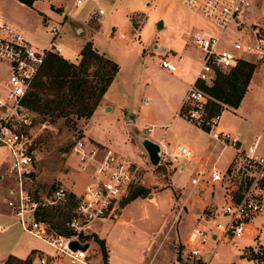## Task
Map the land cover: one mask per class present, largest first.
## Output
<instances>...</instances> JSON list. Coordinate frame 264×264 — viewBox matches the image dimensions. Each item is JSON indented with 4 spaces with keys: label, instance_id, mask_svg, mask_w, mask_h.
<instances>
[{
    "label": "rangeland",
    "instance_id": "374dc122",
    "mask_svg": "<svg viewBox=\"0 0 264 264\" xmlns=\"http://www.w3.org/2000/svg\"><path fill=\"white\" fill-rule=\"evenodd\" d=\"M71 3L72 0H62L61 5L53 9L49 7L47 0H41L36 2L35 7L37 9H35V7L20 4L17 1L0 0V13L5 15L12 24L23 29L29 37L37 41H49L51 39L49 28L52 25L57 26L58 32L55 35V40L64 46L65 51L62 56L75 63L81 57L78 55L74 59L76 55L73 54V50L81 49L86 41H91L96 49L117 61L118 70L121 71L122 78H125V84L129 87L126 104H131L134 111L139 109V115H150L152 121H156V114L161 111L167 116H171L173 102L165 98L164 93L161 96H155V93L151 92L154 90L153 85L172 84L177 87V96L182 92V86L184 85L180 78L175 79L173 75L171 76L163 71V66L159 63L160 55H168V51L172 53V51L179 52L182 49L181 52L187 55L188 65L181 77H191L193 67L200 64L202 51L199 47L190 43L189 32L198 28L209 32H217L214 20L204 17L198 5L187 6L180 0H105L103 5L106 12L99 17L90 19H88L87 13L91 3L87 2L77 8L71 16L62 17L60 13L62 14L65 8H69ZM160 20L162 26L158 27V21ZM120 32H123L126 37L117 41L116 35L119 36ZM156 42L162 45L159 51L155 49ZM147 64L148 66H146ZM97 66L98 63H92L89 66V74ZM229 68L231 67L222 66L219 70L227 71ZM255 70L256 72L252 78L253 82L249 89V99L247 98L251 101L252 107L243 106L237 111L247 118L264 115V93L262 91L264 66L255 64ZM89 77L93 80L95 78L92 75H89ZM40 94L42 100H46L54 97L56 91L50 86L41 91ZM222 107L227 109L221 112L220 124L236 131L237 126L240 128V125L237 123L235 126L238 118L234 116V110L226 103H223ZM70 110L68 115L56 117L49 113L31 109L33 121L25 129L23 135L32 140L31 144L36 150V158L32 163L31 173L23 176L27 188H34L41 195L51 196L54 188L62 185L73 192L70 195H80L85 185L91 181L88 172L80 170V163L72 150L75 140L81 136L88 139L97 138L99 141L95 140L96 142L112 149L127 165L139 169L135 177L138 183L136 186H143L149 192L137 196V202L150 200L148 194L152 192V189L156 191L158 185L156 184V172L162 174L163 178L168 181V174L173 171H171L173 167L170 166L175 162L169 163L170 161H167V165L163 162L158 165L151 164L146 151L136 138L133 123L126 121L122 110L93 113L86 124L85 118L76 117L78 106H71ZM134 111H131V113H134ZM72 121H75L76 125H72ZM252 127L251 132L257 128L255 125ZM143 132L146 131L143 130ZM191 133L196 134L195 132ZM198 135V138L208 139L207 133L203 130ZM170 148L168 147L169 151L172 150ZM218 149V147L215 149L214 155ZM4 154L5 151L0 149L1 160H3ZM230 155L229 151L225 150L219 158L218 165L225 166ZM184 160L181 159V162L190 163ZM233 165V163L230 164L231 167ZM191 175L189 171H178L174 174V180L176 183L178 182L177 186L182 190L181 195L183 198H186L192 191L189 183ZM233 177L226 176L225 178L227 180ZM13 181L12 177L6 175L5 163H1L0 212L8 214V219L0 216V223L9 225L6 230L0 231V257L7 252V249L9 251L12 247L20 249L25 246L26 242L34 243L44 253H50L52 247L44 238L41 236L36 237L34 233L24 230L17 222L12 223L14 218L9 215L11 210L4 201V195H6L8 186L14 184ZM136 186H131L128 194L119 202V206L128 202ZM169 193L168 190H163L160 196L161 198H167ZM70 195L65 201L56 203L58 206L53 207V210H51L55 214L52 217L53 221L64 220L67 218L69 210L71 212ZM177 207L178 209H176ZM262 220L263 218L259 216L254 218L253 222L256 228L254 233L246 234L234 242L222 243L217 253L212 257L211 263L238 264L245 250H248V254L254 259L255 256L251 249L256 244V238L264 245V224ZM108 222L105 221L102 225L105 226ZM136 223L146 225L148 229L156 228V216L151 221L139 219ZM193 224L194 221L185 215L180 203L172 204L170 211L164 216L163 229L159 231L158 238H156V234L155 236L149 235L152 238L150 244L153 242L152 248L142 263L139 264H156L159 261L169 264H173V262L199 264L196 259L190 256L189 250L186 249L187 238ZM88 236L93 239L90 245L92 263L100 264L101 260L104 261L102 249L100 247L101 252L98 251L93 234ZM98 244L100 246L99 242ZM108 253L109 251H107V255ZM36 254L32 253L33 259H35ZM202 256L206 257L207 254L203 253ZM7 264H18V262L11 260Z\"/></svg>",
    "mask_w": 264,
    "mask_h": 264
},
{
    "label": "built area",
    "instance_id": "2783aa9c",
    "mask_svg": "<svg viewBox=\"0 0 264 264\" xmlns=\"http://www.w3.org/2000/svg\"><path fill=\"white\" fill-rule=\"evenodd\" d=\"M105 0H72L62 17L71 16L83 4L90 2L88 19L106 12ZM187 6L198 5L201 14L214 20L217 32L195 29L191 43L202 51V59L195 80L188 87L177 115L202 128L208 136L232 150L236 174L227 179L226 172L217 167L208 171L207 180L224 184L226 197L222 204L223 220L205 219L196 223L187 238V248L199 264H212L211 259L224 242H234L246 234L254 233V218L263 217L264 224V134L257 133L243 145L239 132L220 124L221 113L208 115L205 110L208 94L197 81L212 83L222 66H235L239 60H247L264 66V1L262 0H180ZM51 39L36 44L14 24L0 15V149L5 151V172L12 177L4 201L15 221L24 230L41 236L53 248L51 256L65 260L67 264H93L92 250L87 236L96 221L115 214L119 202L135 183L139 169L122 161L112 149L100 147L91 139L81 136L72 146L82 171L88 172L91 181L80 195L65 221L68 233L60 232L41 216L46 205L65 201L72 191L58 185L51 196L25 186L24 174L32 171L36 150L24 131L33 121V113L25 104L28 91L45 62L48 53L63 55V45L55 40L58 28H49ZM120 37L125 34L120 32ZM76 55V54H75ZM160 64L178 73V63L162 56ZM264 93V86L262 88ZM194 150L184 142H176L169 151L161 144V161H190ZM3 161V162H1ZM199 170L191 179L193 183L204 177ZM226 175V176H225ZM28 177V176H27ZM241 180L243 181L241 183ZM5 226L0 225V230ZM76 239L87 243L85 248H72L69 243ZM254 258L264 264V245L256 238L251 249ZM207 254L203 257L202 254ZM48 255L42 254L37 262L46 263Z\"/></svg>",
    "mask_w": 264,
    "mask_h": 264
},
{
    "label": "crops",
    "instance_id": "0c3cea01",
    "mask_svg": "<svg viewBox=\"0 0 264 264\" xmlns=\"http://www.w3.org/2000/svg\"><path fill=\"white\" fill-rule=\"evenodd\" d=\"M2 1H17L18 3L25 5L23 2L19 0H2ZM38 1L40 2L41 0H34L32 7H35L36 2ZM47 1L49 7L53 9L59 7L62 2V0H47ZM35 9L37 8L35 7ZM0 15H2L4 18L7 19V17L2 13H0ZM60 15L62 16L61 13ZM18 28L25 34L27 38H29L36 44L41 45L48 42L43 40L42 41L34 40L31 37H29L26 34V32H24L23 29H21L20 27ZM194 30L195 29L190 30L188 35L190 43H191V34ZM116 36H117L116 38H118L117 41L121 40L122 38L124 39V37H126V36L120 37L118 35ZM155 47H156L155 49L159 51L162 48V45L156 42ZM79 50L80 49L73 50V54H76V56H74V59H76L78 55L80 57ZM181 50L182 49H180L179 52L172 51V53L168 51L169 56L167 54L160 55L161 57L168 56L169 58L175 60L178 63L180 67V72L178 73L172 72L162 66L161 67L164 72L169 73V75L171 76L173 75L175 79H177L178 77L182 80L184 86H182V92L180 93V95L177 96V87H175L172 84L153 85L154 90L151 91L152 93L153 92L155 93V96H161L162 93H164L165 94L164 97L168 98L169 101L173 102L172 103L173 112L171 116H167L165 113L161 111L159 114H156V121L155 120L152 121L150 120L151 119L150 115H147L148 117L144 115H139L138 113L139 109L138 111H134V109L131 107V104L128 103L126 104V98H128L127 93L129 91V87L125 84L126 82L125 78L124 79L122 78L121 71L119 70L117 71L115 77L112 79V81L104 91L98 105L93 111V113H98L100 111L107 112L110 110H118V111L122 110L126 121L133 123V129L135 135L138 133L144 134L152 138L153 140L159 142L160 144L165 145V147L167 148L171 147L172 150L176 142H184L194 150V156L190 161H188L190 162L189 164H186V162H181V160L175 163L173 162L174 164L170 166L173 167L171 168V171L172 170L173 171L171 174H168L169 175L168 181L167 179L163 178L162 174L156 172V184L158 185L156 191L152 189V192L148 194L150 200L137 202V196L139 195L135 197H131L128 199L127 203L119 206L115 214L96 221V223L92 228V232L89 235L93 234L95 236V240L96 237L103 240L106 251H109L107 255V261H108L107 264H113L114 262L116 264L142 263V261L148 255L153 245V242H151L152 244H150V239L152 238H150L149 235L155 236L156 234V238H158L159 231L163 229L164 216L165 214H167L168 211H170L171 206L174 203H180V206L182 205V209L184 210L185 215L194 221L193 226L196 223H199L205 219L207 220L209 218L212 219L224 218L222 214V204L226 199L224 195L225 182H223L222 184L212 183L206 178L208 176V171L212 167H217L218 169H220L221 166L218 165V161L221 154H223L225 150H228L231 155L228 158L225 166L221 167L220 170L222 172H226L227 175L229 174L232 177L235 176L237 171L235 168L236 164L233 161L234 154L231 149L225 147L222 148L221 145H219L217 142L212 140L209 136L208 139L205 140L198 138L199 136L198 133L200 131L202 132L203 129L197 127L193 123L177 115L178 110H180L182 106V102L184 100L186 91L190 86V84L195 80L196 71L200 65L198 64L196 67H193V75L191 77L188 78L181 77L182 73L184 72V70L188 65L186 61L187 55L182 53ZM64 51L65 49H63V54ZM74 59L73 61H75ZM146 66H148V64ZM255 72L256 70L253 71L252 73L246 91L242 96L239 105L237 107H231V109L234 110V111L232 110L233 113L235 114L234 116L238 118L237 122H235V126L238 123V125H240V128H238L237 126L236 132H239L241 137V143L243 145L248 144L257 133L264 134V115L254 116L253 118L250 117L247 118L245 115H242L241 113L237 112L238 109L243 106H247L249 108L252 107L251 101L247 100V98L249 99V92H250L249 89L251 87V83L253 82L252 78ZM225 109L227 108L222 109L221 112H223V110ZM131 111H134V113H131ZM253 125H255L257 128L255 131L251 132ZM143 130L146 132H143ZM191 132H195L196 134L193 135ZM91 140L97 143L100 147L105 148V146L95 141L98 140L97 138ZM217 147L219 149L217 153L214 155V151ZM162 162L163 164L167 163V161L165 162L161 161L159 162V164ZM231 163L234 164L232 167L230 166ZM199 170L205 172L204 177L198 180L197 182L193 183L191 179L194 175H196L197 172H199ZM178 171L179 172L189 171L192 174L189 179L190 188L192 191L186 198L182 197L181 195L182 190L179 188V186H177L178 182L176 183L174 180V174L175 172ZM136 184L138 183L135 181L132 187H135ZM163 190H168L170 192L167 198H161L160 194L162 193ZM195 192L196 194H194ZM150 195H152V197H150ZM176 209H178V207ZM9 215L12 216V214ZM0 216L1 218L8 219V214H6L5 212L4 213L0 212ZM154 216H156V228L148 229L146 225L145 226L142 224L138 225L136 223L139 219L151 221L154 218ZM259 217L263 218L262 216ZM105 221H109V222L108 224L103 226L102 224ZM14 222H16L15 219L12 223ZM0 225L3 224L0 223ZM8 225H3L5 226L4 230L7 229L6 227H8ZM252 227H254V230L256 229L254 226V222L252 223ZM4 230H0V231H4ZM87 238L89 240V245H91L93 239H91V237L89 236ZM95 244L98 247V251L101 252L97 240L95 241ZM51 249L52 250L50 253H44L43 250L40 247L36 246L34 243L26 242L25 246H23L20 249L16 247H12L11 251L7 249L6 250L7 252L3 253V255H1L0 257V264L5 262L9 254L15 255L20 258H25L26 256L31 255L32 261L35 262V264H67L65 260H62L55 256H51V254L54 252L53 248ZM32 253H37L35 255V259H33L34 256H32ZM42 254L48 255V261L46 263L37 262L38 257ZM103 263L104 261L101 260L100 264ZM156 264H169V263H162L161 261H159L156 262ZM173 264H178V263L173 262ZM238 264H263V263L258 261L256 258L253 259L248 254V250H245V253L242 255V258L240 259V262H238Z\"/></svg>",
    "mask_w": 264,
    "mask_h": 264
},
{
    "label": "trees",
    "instance_id": "16d2710c",
    "mask_svg": "<svg viewBox=\"0 0 264 264\" xmlns=\"http://www.w3.org/2000/svg\"><path fill=\"white\" fill-rule=\"evenodd\" d=\"M26 5L32 6L34 0H19ZM80 60L75 63L67 60L64 56L48 53L44 64L37 74L32 88L28 91L25 104L32 110H38L43 113H49L53 116L68 115L71 106H78L77 118H85V123L94 109L98 105L104 91L115 77L119 65L117 61L99 52L91 41H86L79 50ZM92 63H98L97 68L89 74V66ZM255 64L247 60H239L235 66L227 71H217L216 76L211 84H205L203 81H197V85L201 87L207 94L208 99L205 105L207 114H219L226 103L231 107H237L244 95L247 85L250 81ZM89 75L95 76L94 80ZM55 89L56 95L52 98L42 100L41 91L50 87ZM76 125L75 121L71 122ZM147 190L143 186H137L132 191L129 198L140 194H146ZM71 209L76 199L74 194L70 195ZM56 205H46L41 212V216L45 218L52 227L60 232L68 233L64 220L53 221V207ZM102 249L104 263L107 264V251L103 240L96 237ZM14 260L18 264H35L30 255L20 258L9 254L5 260V264Z\"/></svg>",
    "mask_w": 264,
    "mask_h": 264
},
{
    "label": "water",
    "instance_id": "95a60500",
    "mask_svg": "<svg viewBox=\"0 0 264 264\" xmlns=\"http://www.w3.org/2000/svg\"><path fill=\"white\" fill-rule=\"evenodd\" d=\"M161 26H162V23L160 20V21H158V27H161ZM136 138H137L139 144L146 151L147 156H148L151 164L158 165L160 162V158H161V144L159 142L153 140L152 138H150L144 134H141V133L136 134ZM242 182L243 181L241 180V183ZM69 245L72 248H77V247L85 248L87 246V243H80L78 240L73 239L70 241Z\"/></svg>",
    "mask_w": 264,
    "mask_h": 264
}]
</instances>
